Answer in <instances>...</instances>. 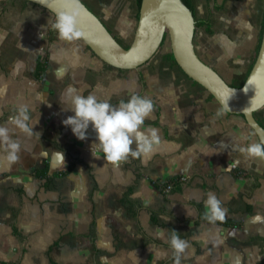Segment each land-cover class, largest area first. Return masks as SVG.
<instances>
[{"label": "crops", "instance_id": "1", "mask_svg": "<svg viewBox=\"0 0 264 264\" xmlns=\"http://www.w3.org/2000/svg\"><path fill=\"white\" fill-rule=\"evenodd\" d=\"M82 1L131 42L136 0ZM263 1L193 0L195 52L233 85L246 77L243 44L256 36L255 49ZM53 18L32 1L0 0V124L21 103L37 120L32 136H19L20 161L0 163V264H174L171 231L190 245L181 264H264V160L238 151L260 142L245 118L173 65L169 50L135 68L108 66L82 39L59 40ZM73 90L113 105L149 96L144 127L159 130L156 152L118 165L95 158L91 125L81 141L62 123L74 115ZM209 192L223 222L204 218Z\"/></svg>", "mask_w": 264, "mask_h": 264}, {"label": "clouds", "instance_id": "2", "mask_svg": "<svg viewBox=\"0 0 264 264\" xmlns=\"http://www.w3.org/2000/svg\"><path fill=\"white\" fill-rule=\"evenodd\" d=\"M61 3L62 10L56 12L47 25L59 40L72 43L83 36L78 25L84 6L81 0H61ZM67 103V109L74 115L68 116L62 123L70 127L73 135L81 141L87 139L86 133L91 125L96 134V142L90 147L92 155L97 159L101 156L97 155L98 152L106 162L113 165L130 157L148 159L160 144L159 130L144 127L145 120L151 117L154 110V102L147 95L133 93L127 101L121 99L117 105H113L109 99H101L95 92L85 96L73 90ZM29 109L30 105L19 104L7 121L0 124V163H5L8 167L20 161L22 145L19 136L30 137L34 134L33 126L37 120L29 123L32 119ZM222 112L223 110L218 111L216 115L220 116ZM238 151L247 158L264 160V140L238 146ZM204 208V218L210 224L224 221L226 209L215 193L207 194ZM171 233L167 242L173 252L174 264H181L182 256L190 245L177 232Z\"/></svg>", "mask_w": 264, "mask_h": 264}, {"label": "water", "instance_id": "3", "mask_svg": "<svg viewBox=\"0 0 264 264\" xmlns=\"http://www.w3.org/2000/svg\"><path fill=\"white\" fill-rule=\"evenodd\" d=\"M29 1L53 14L62 10L61 0ZM81 3L84 6L78 25L83 33L81 39L101 60L118 68H135L156 52L166 32L181 70L205 87L225 111L242 113L259 141L264 140V127L254 116L255 110L264 105V27L250 71L241 85H232L196 54L194 15L182 0H141L133 37L127 46L82 0Z\"/></svg>", "mask_w": 264, "mask_h": 264}, {"label": "trees", "instance_id": "4", "mask_svg": "<svg viewBox=\"0 0 264 264\" xmlns=\"http://www.w3.org/2000/svg\"><path fill=\"white\" fill-rule=\"evenodd\" d=\"M183 1V3L186 5V6H188L191 10H192V12H193V9H194V6H193V0H182ZM136 3H137V17H138V8H139V5H140V3H141V0H136ZM206 20L207 19H205V20H199V21H197V22H203V23H206ZM263 27H264V1H263V5H262V12H261V15H260V21H259V29H258V35H257V42H256V46H255V49H254V53H253V57H252V59H251V61H250V65H249V67H248V71H247V74H248V72L250 71V69H251V66H252V64H253V62H254V60H255V57H256V54H257V51H258V48H259V45H260V40H261V36H262V31H263ZM111 32V31H110ZM113 34V33H112ZM114 35V34H113ZM115 36V35H114ZM166 36H167V34H166V32H165V34H164V37H163V40H162V42H161V44H160V46L163 44V42H164V40H165V38H166ZM127 46V45H126ZM166 58H168L169 60H170V62L173 64V65H175V66H177L178 68H180L178 65H177V63H176V61L174 60V57H173V54H172V52H171V50L167 53V55H166ZM43 63V62H42ZM42 63H40L39 65H38V73L36 72V74L37 75H39V69H41V66L43 65ZM108 66H112V65H110V64H108V63H106ZM181 69V68H180ZM247 74H246V76H247ZM246 78V77H245ZM245 78H244V80H245ZM243 80V81H244ZM195 81V80H194ZM243 81L241 82V83H239L238 85H241L242 83H243ZM231 84V83H230ZM233 85V84H232ZM212 97H213V95H211ZM214 98V97H213ZM241 116H243V114L242 113H239ZM254 116H255V118L257 119V121L264 127V105L263 106H261V107H259L257 110H255V112H254ZM244 117V116H243ZM53 264H56V263H54L53 262Z\"/></svg>", "mask_w": 264, "mask_h": 264}, {"label": "rangeland", "instance_id": "5", "mask_svg": "<svg viewBox=\"0 0 264 264\" xmlns=\"http://www.w3.org/2000/svg\"><path fill=\"white\" fill-rule=\"evenodd\" d=\"M119 38L121 39V40H123V38L121 37V36H119ZM252 43L250 42V43H248V42H245L244 44H243V46L244 47H246L245 49V51H243V55L241 56V58H240V61L242 62V64L244 63V64H248V62H249V60L251 61V59H252V57H253V48H254V46H253V44H254V42H255V40H256V36H253L252 37ZM120 42V41H119ZM121 43V42H120ZM122 44V43H121ZM123 45H125V44H123ZM126 45H128V44H126ZM125 45V46H126ZM158 50V51H157ZM156 51H157V55L158 54H160L161 52H164L165 50L167 51V50H171L170 49V44H169V38H168V36H166V38H165V40H164V42H163V44L161 45V46H159V48L157 49ZM243 69H245V67H243Z\"/></svg>", "mask_w": 264, "mask_h": 264}, {"label": "built area", "instance_id": "6", "mask_svg": "<svg viewBox=\"0 0 264 264\" xmlns=\"http://www.w3.org/2000/svg\"><path fill=\"white\" fill-rule=\"evenodd\" d=\"M188 175L187 174H180L178 177H177V180L178 181H181V182H184L186 179H187Z\"/></svg>", "mask_w": 264, "mask_h": 264}]
</instances>
